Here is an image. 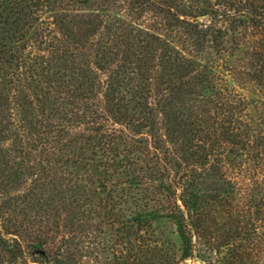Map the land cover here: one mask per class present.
Listing matches in <instances>:
<instances>
[{
  "label": "trees",
  "instance_id": "16d2710c",
  "mask_svg": "<svg viewBox=\"0 0 264 264\" xmlns=\"http://www.w3.org/2000/svg\"><path fill=\"white\" fill-rule=\"evenodd\" d=\"M110 9L117 25L107 23ZM149 13L192 33L190 49L137 29ZM204 43L216 58L199 64L191 55ZM232 51L248 68L231 64ZM197 89L209 94L199 96L203 119L182 123V150L196 155L181 159L171 182L151 150H180L178 142L164 148L141 129L177 124L172 102ZM0 165L8 179L46 172L59 189L86 181L91 192L147 176L164 215L177 220L182 206L191 226L217 201L232 227L219 225L214 244L202 233L180 258L164 251V264H264V0H0ZM14 244V264L55 263L52 251Z\"/></svg>",
  "mask_w": 264,
  "mask_h": 264
},
{
  "label": "rangeland",
  "instance_id": "374dc122",
  "mask_svg": "<svg viewBox=\"0 0 264 264\" xmlns=\"http://www.w3.org/2000/svg\"><path fill=\"white\" fill-rule=\"evenodd\" d=\"M177 10L182 12L183 8L178 7ZM104 14L109 17L108 25H117L111 20L121 19L117 10L110 9ZM204 19L199 17L195 22L200 25ZM139 20L137 29L154 34L173 48L178 45L177 48L185 46L190 49L194 35L186 33L185 28L150 13ZM207 46L204 43L202 52L192 53L191 56H198L193 59L196 63L204 64L216 58L214 51ZM239 48L246 50L241 45ZM230 61L232 65L240 61L242 65L246 64V68L249 66L247 56L236 51L231 52ZM225 76L229 79L228 73ZM200 95L207 98L209 94L197 89L192 95L185 96L181 92L177 95L170 109L178 116L177 124L168 118L162 126H154L153 132L150 131L151 127L141 129L142 133L149 134L154 140L163 141L164 148L170 142H178L177 149L180 150H151L157 153V167L163 168V178L171 182L178 181L183 174L181 159L197 151L182 150L185 138L189 136L187 127L182 123H191L195 117L203 119ZM142 139L146 141L148 138L144 135ZM148 143L152 145L150 140ZM1 169L5 171L0 173V264H14L11 249L15 245V237L26 246L52 251L53 257L51 254L49 258L55 263L50 264H164V251L180 258L190 243L198 245L197 236L202 233L210 235L209 240L214 244V230L232 227L230 215L217 201H210L208 207L203 206L198 210L206 214L207 219L193 226L182 206V212L176 216L179 219L164 215L165 198L148 186L147 176L144 179L140 175L137 184L130 189L108 193L99 189L91 192L86 181L65 184L63 188L66 189H59L46 172H31L29 176L22 175L23 179L16 176L8 179V168L1 166ZM130 173L134 174L132 170ZM114 180H108V184ZM198 182H193V186L203 194ZM94 187L98 188V185L94 184ZM179 192L176 191V194ZM192 192H195L194 189ZM185 262L201 264L190 257Z\"/></svg>",
  "mask_w": 264,
  "mask_h": 264
}]
</instances>
